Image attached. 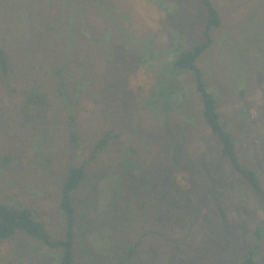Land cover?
<instances>
[{
  "label": "rangeland",
  "instance_id": "rangeland-1",
  "mask_svg": "<svg viewBox=\"0 0 264 264\" xmlns=\"http://www.w3.org/2000/svg\"><path fill=\"white\" fill-rule=\"evenodd\" d=\"M213 2L222 26L197 64L264 190V0ZM205 21L200 0H0V47L12 63L0 78V197L62 238V181L84 163L72 191L75 264H240L256 244L264 264V197L222 155L193 73L172 67L202 41ZM60 65L80 91L78 147L53 80ZM33 83L46 88V120L24 125ZM106 131L119 136L89 160ZM59 258L23 231L0 240V264Z\"/></svg>",
  "mask_w": 264,
  "mask_h": 264
},
{
  "label": "trees",
  "instance_id": "trees-1",
  "mask_svg": "<svg viewBox=\"0 0 264 264\" xmlns=\"http://www.w3.org/2000/svg\"><path fill=\"white\" fill-rule=\"evenodd\" d=\"M200 1L204 5L206 11L203 39L191 48L181 51L174 60L172 67L175 70H185L193 73L196 87L201 97L202 115L213 134L220 140L222 155L228 158L232 167L246 179L253 189L257 190L264 197V190L257 172L246 167L240 161L232 133L225 127L222 121L218 109L217 97L209 90L203 71L197 64L198 59L201 58L214 43L213 30L222 26V17L213 0ZM11 70V57L4 47H0V78L6 79ZM65 71L66 66H58L54 71L53 80L59 97L70 109L68 117L69 140L73 147H78L81 145V134L79 133L74 107L79 101L80 91H75V94L70 92ZM163 89L164 88L160 86L158 93H162ZM23 95L24 100L20 109L23 115L24 125L32 122L34 117L41 118V122L43 123L46 120L45 115L47 114L49 104L45 86L33 83L30 87L23 90ZM117 136H119L118 133L106 131L93 146V151L89 160L94 159V157L100 151L104 150L111 140ZM6 159L8 158L6 157ZM86 174V165L82 163L80 165H70L64 175L60 189V211L64 214L65 218L64 237H54L49 231L46 223L36 217V213L32 208L0 197V240L13 239L15 234L23 231L42 241L49 248L58 250L60 255L59 264H75L76 209L72 199V191L82 183ZM260 231V228L256 230L259 236V233L262 232ZM254 247V249L249 250L240 264H257L255 256L258 254V245L256 244ZM130 250L133 251L134 247H131ZM121 261V264H126L124 260L121 259Z\"/></svg>",
  "mask_w": 264,
  "mask_h": 264
}]
</instances>
